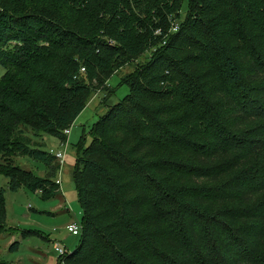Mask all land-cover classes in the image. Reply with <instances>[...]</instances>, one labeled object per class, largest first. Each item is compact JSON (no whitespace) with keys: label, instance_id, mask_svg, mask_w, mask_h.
Wrapping results in <instances>:
<instances>
[{"label":"trees","instance_id":"1","mask_svg":"<svg viewBox=\"0 0 264 264\" xmlns=\"http://www.w3.org/2000/svg\"><path fill=\"white\" fill-rule=\"evenodd\" d=\"M43 1L50 13L20 17L14 0H0V51L32 43L45 25L64 41L46 40L49 47L13 60L20 79L0 85V96L7 90L0 105L2 156L56 172V156L35 138L66 143V130L93 94L156 49L149 65L126 80L130 94L100 118L91 146L81 151L75 183L83 232L80 246L61 261L264 264V203L254 205L264 194V126L258 125L264 0H190L177 32L182 0H89L101 7L80 14L66 32L58 26L62 14L52 17L63 8L73 14L68 4ZM28 128L35 138L22 132ZM0 174L14 193L23 185L49 201L61 192L57 180L17 167ZM5 196L0 189V235Z\"/></svg>","mask_w":264,"mask_h":264},{"label":"rangeland","instance_id":"2","mask_svg":"<svg viewBox=\"0 0 264 264\" xmlns=\"http://www.w3.org/2000/svg\"><path fill=\"white\" fill-rule=\"evenodd\" d=\"M63 4H68V11L72 10L73 14L69 15L65 8L58 9L56 13H53L52 19L55 20L57 15L62 14L58 26L64 32L73 28L80 14L89 12L92 16L101 7L100 1L99 3L98 1L89 3V0H64ZM189 9L190 0H182L179 19L175 16V25L186 18ZM12 10L13 12L16 10L20 17L26 14L45 15L51 12L43 0L35 2L31 0H14ZM46 40H59L58 42L64 43L61 31H58L54 25H45L38 34L34 35L32 43H25L24 45L12 43L5 50L0 51V80L3 79L0 85L2 87L20 79L16 75L18 69L12 67L14 65L12 64L13 60H21L26 53H36L38 50L42 51L43 48L49 47ZM155 50L151 49L119 70L109 81L106 90L97 91L93 94L88 107L71 128V134L66 135L68 137L66 143L61 142L52 135L37 139L30 128L22 131L27 136L35 138L37 142L45 144V151L51 153L61 152L66 155L63 164L58 161L60 169L57 168L56 172L54 169L47 168L42 163H37L29 158H19L13 154H8L6 157L0 155L1 173L17 167L32 172L40 178L61 182L60 194L54 199L44 201L40 193L31 192L23 185L18 192H11L9 189L10 181L0 174V189L6 191L7 210L6 227L0 235V264H60L61 258L56 252V246L66 250L68 254L74 252L80 246L81 237H74L67 231V226L71 223L77 222L82 225L83 221L75 183V172L79 156L82 154V150L92 144L94 125L130 94V88L125 84L126 80L149 65L153 57L152 52ZM3 60L6 61V64ZM6 66L10 68V71ZM24 72L21 71L20 74ZM32 72L35 71L32 70ZM260 91L264 92V87H260ZM5 93H7V90H3L0 96V105L4 104L1 99ZM258 125L264 126V118L259 120ZM167 154H170V151ZM183 155L184 153L180 156L178 162L184 159ZM259 161L256 160L248 166L246 172L250 173ZM185 165L192 164L185 163ZM51 175H55V177ZM208 184H205L204 187L209 186ZM257 196L254 205L264 203V194ZM259 247H261L260 252L264 255V240L260 241Z\"/></svg>","mask_w":264,"mask_h":264},{"label":"built area","instance_id":"3","mask_svg":"<svg viewBox=\"0 0 264 264\" xmlns=\"http://www.w3.org/2000/svg\"><path fill=\"white\" fill-rule=\"evenodd\" d=\"M178 28H179V25H174L173 26V31L177 32ZM65 134L66 135H70L71 134V129L66 130ZM52 153L56 156L57 160L61 164H63L66 155L64 153H61V152H59V153L52 152ZM57 184L59 186H61V182L59 180L57 181ZM67 231L69 232L70 235H72L74 237H81L82 232H83V228H82L81 224H79L77 222H74V223L70 224L69 226H67ZM56 252L59 254L61 259H64L65 257L68 256L67 251L63 250V249H60L58 246H56ZM61 264H64V261H61Z\"/></svg>","mask_w":264,"mask_h":264},{"label":"crops","instance_id":"4","mask_svg":"<svg viewBox=\"0 0 264 264\" xmlns=\"http://www.w3.org/2000/svg\"><path fill=\"white\" fill-rule=\"evenodd\" d=\"M74 223V222H73ZM72 224V223H71Z\"/></svg>","mask_w":264,"mask_h":264}]
</instances>
